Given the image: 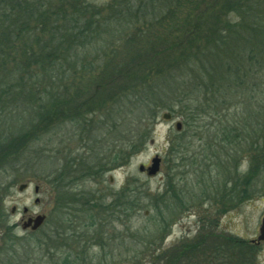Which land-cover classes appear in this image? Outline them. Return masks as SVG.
<instances>
[{
	"label": "rangeland",
	"instance_id": "374dc122",
	"mask_svg": "<svg viewBox=\"0 0 264 264\" xmlns=\"http://www.w3.org/2000/svg\"><path fill=\"white\" fill-rule=\"evenodd\" d=\"M40 1L51 12L61 8L62 15H72L71 6L77 4L90 8L89 13L80 14L86 19L97 13L103 27L97 32L94 47L83 51L86 58H75V76L69 79L83 92L78 102L90 100L82 113L88 119L95 118L87 126L80 123L81 117L63 122L52 118L56 123L46 130L45 123L37 125L41 116L30 118L26 108L16 109L13 105L0 114V122L5 123L0 125V134H15L0 147V264H239L231 263L227 255L232 247L229 242L235 238L256 248L247 250L244 264H264V243H253L264 217V55L260 53L264 45L256 47L254 41L246 46L245 53L260 61L246 64L245 84L233 87L234 103L228 111L217 115L207 109L188 125L185 114L179 112L171 113L172 120L164 121L162 115L170 112L162 109L155 125L145 129L136 113L126 116L120 103L112 100V92L118 89V93H124V89H137L145 82L154 85L161 78L158 68L170 72L169 68L175 70L182 65L181 54L190 49L185 40L194 33L186 12L196 7L183 3L176 13L177 22L174 17L172 21H156L150 16L144 21V14L137 12L141 0ZM157 1L162 5L159 9H164L158 14L174 8ZM208 2L200 4L199 11L204 12ZM115 5L117 10L125 11L122 21L114 17L111 7ZM48 35L46 31L45 38ZM201 37L203 34L198 44L206 49ZM170 48L174 56H161L157 64L153 63L155 55ZM143 52L146 70L116 80L114 87L96 86L103 68L115 57L122 64L130 60L127 57ZM13 56L10 67L22 62L20 52ZM184 71L172 74L174 84L173 78L180 82L190 73ZM180 93L171 88L159 91L163 98ZM203 95L206 106L208 101ZM21 100L26 102L18 97ZM177 122L183 125V140L178 137L181 132L176 131ZM229 126L233 132L225 131L227 137H238L231 145L225 143L222 131ZM22 130L28 134H22ZM143 131L148 132L145 144L134 151L128 145L141 138ZM14 142L15 150L8 149ZM180 143L185 149L173 150ZM118 153L126 155L127 164L120 165V159L112 162ZM156 156L162 160L160 172L154 177L140 172L139 168L151 166ZM73 161L91 166L93 175L56 184L58 171ZM235 180L236 184L241 182L239 200L238 193L232 194ZM23 184L29 186L20 192ZM85 200L87 203L82 204ZM97 200L109 205L105 215L100 214L104 207ZM116 200L134 207L125 211L111 204ZM92 204L98 208L91 225L88 209ZM14 207L16 213L12 214ZM38 215H45L46 223L37 231H24L23 222Z\"/></svg>",
	"mask_w": 264,
	"mask_h": 264
},
{
	"label": "trees",
	"instance_id": "16d2710c",
	"mask_svg": "<svg viewBox=\"0 0 264 264\" xmlns=\"http://www.w3.org/2000/svg\"><path fill=\"white\" fill-rule=\"evenodd\" d=\"M161 1L166 7L174 6L171 10L164 11L165 16L158 14L164 9L162 11L159 9L162 5L157 0H141V9L137 12L144 14V21H146L145 17L150 16L156 21H159L160 18H165L164 21H172L174 17L173 21L177 22L176 13L183 3H186V7L188 5L196 7L186 12L188 25H194L192 30L194 33L188 36L187 41L185 40V44L190 49L186 54L184 52L183 55L181 54L184 60L182 65H177L175 70L169 68L170 72H168V68L164 70L157 67V75L161 74V78L154 85L145 82L137 89L135 87L130 90L124 89V93H118V89H114L112 92L114 94L112 100H115V103H120V108L126 113V116L129 113H136L142 128L145 129L155 125L154 121L162 109L168 110L172 114H185V122L188 125L190 123L192 125L194 119L207 109L211 114L216 113L217 115H221L223 111H228L234 103L231 96L234 94L233 87L245 84L247 76L243 72L246 64L259 63L260 61L258 57H253L248 51V54L245 53L246 46L249 47L254 41L256 47L264 45V31L261 33V29L264 27V0H210L204 12L199 11V7L206 0ZM221 1L224 3L220 4ZM50 2L52 3V1ZM42 3L40 0H0V114L15 105L16 109L26 108L30 118H40L41 116L42 121L39 119L37 125L40 126L45 123L48 126L46 130L56 123L52 121V118H57L56 121L63 122L61 120L70 119L74 121L81 117L79 118L81 119L80 123L87 126L89 122H94L93 118L95 117L88 119L87 115L82 113V107L88 105L90 100L79 103L78 101L81 99L79 96L83 92L75 86V83H70L69 79L75 76V58L82 56L86 58L87 54L85 55L83 51L87 52L86 49L94 47L103 26L96 17L97 13L93 12L89 19L80 15L90 12L88 6L80 8L81 5L79 4L77 6L70 5L74 10L73 14L62 15L61 8L58 6L51 12V8L49 9ZM111 9L115 10L114 17L117 20L122 21L125 18V11L122 10V13L117 10L116 5L112 6ZM129 13L132 12L129 10ZM237 19H240L239 22ZM142 30L148 31V28ZM46 31H49L47 38L44 36ZM257 31H260L259 37L256 36ZM202 34L203 37L201 38L205 40L206 49L198 44ZM250 35H255V37ZM241 41L242 45L240 46ZM131 43L136 44V41ZM77 48H79L78 52ZM172 50L173 48H170L167 52L155 55L157 59H153V63L156 62L157 64L161 56L164 58L174 56L175 53L173 54ZM16 52L21 53L22 62H16L15 66L10 67L9 63L13 62L15 58L13 54ZM260 53L264 55V52L260 51ZM143 56H145L144 52L134 54L132 57H127L130 59L128 62L124 60L122 64L116 61L118 58L115 57V61L110 62L105 69L103 68L104 73L102 72L101 80L97 81L96 86L110 88L113 85L112 87H114L116 80L128 75L133 76L139 69L141 71L146 70L145 62L142 61L144 60ZM172 70L173 73H171ZM181 70L190 73L187 72V76H183L180 82L173 78L174 84L172 74ZM164 88H171L174 92L179 90L184 94L180 93L179 96L166 94L168 96L163 98L159 91L162 90L163 93ZM115 93H118L117 96ZM202 95L208 101L206 106L201 99ZM20 96L24 97L26 102L18 101ZM112 100L110 101L113 102ZM19 103H22V106ZM3 124L5 125V123L0 122V125ZM227 130L229 133H232L233 130L230 126L225 129L222 128L225 135L224 140L226 139L225 143L231 145L238 137L235 139L227 137L228 134L225 132ZM21 133L28 134L24 130ZM32 133L34 136L36 131ZM183 134L184 132L178 134L181 140L184 138ZM13 135L15 134L10 131L1 132L0 147ZM26 136L28 140L29 136ZM147 137L148 132L143 131L141 138L132 143L129 142L128 146L134 151L138 150L139 147L144 146V140ZM16 144L14 142L8 149L15 150ZM174 148L185 149L181 143L173 146V150ZM5 153L7 155V152ZM119 159L122 161L120 165L127 164L126 155L122 157L119 153L112 162L116 163ZM74 161L66 162L62 171L60 173L58 171V175L54 179L56 184L59 185L64 181L73 183L75 179H83L93 175L91 166L77 165ZM241 179V182H244L247 176ZM241 182L236 184L235 180L232 194H239ZM242 193H245V190H242ZM240 197L241 194L238 195V200ZM81 200L79 199V202ZM100 200H97L96 203L104 207L100 214L105 215L109 205L105 206L104 203L99 202ZM231 201L233 202V199ZM84 203H87L86 200L82 202V204ZM111 204L122 209L125 208V211L134 207L133 204L124 201L121 203L118 200ZM97 208L95 204H92V210L88 209L91 225L95 219L93 212ZM86 211L84 209L83 213ZM99 222L104 221L100 220ZM229 243H232V247L227 249V255L231 263L244 264V258L248 254L247 250L250 248L249 251L256 250L255 246L250 245L249 248L245 242L236 238Z\"/></svg>",
	"mask_w": 264,
	"mask_h": 264
},
{
	"label": "water",
	"instance_id": "95a60500",
	"mask_svg": "<svg viewBox=\"0 0 264 264\" xmlns=\"http://www.w3.org/2000/svg\"><path fill=\"white\" fill-rule=\"evenodd\" d=\"M162 119L164 121H170L172 120V114L171 113H164L162 115ZM183 129V125L181 122H177L176 123V131L177 132H181ZM161 163L162 160L159 156H156L153 160H152V164L151 166H149L148 168H146L145 166H141L139 168L140 172H146L148 174V176L150 177H154L156 176L160 170H161ZM112 181V179H111ZM28 185L27 184H23L19 187V191L23 192L25 189H27ZM36 192H38L39 188L36 187ZM16 207H14L12 209V213L16 212ZM27 208L24 209V212L27 213ZM46 216L45 215H38L36 217H29L26 221L23 222L22 224V229L24 231L31 229L32 231H37L39 230L46 222ZM256 243L257 245H260L262 243H264V217L262 218L261 221V226L259 229V236L257 238V241L253 242Z\"/></svg>",
	"mask_w": 264,
	"mask_h": 264
},
{
	"label": "flooded vegetation",
	"instance_id": "af4514ba",
	"mask_svg": "<svg viewBox=\"0 0 264 264\" xmlns=\"http://www.w3.org/2000/svg\"><path fill=\"white\" fill-rule=\"evenodd\" d=\"M15 213H16V212H15ZM15 213H12V214H15ZM28 218H29V217H28ZM28 218H27V219H28ZM23 220H25V218L22 219V222H23ZM28 231H29V230H28Z\"/></svg>",
	"mask_w": 264,
	"mask_h": 264
}]
</instances>
